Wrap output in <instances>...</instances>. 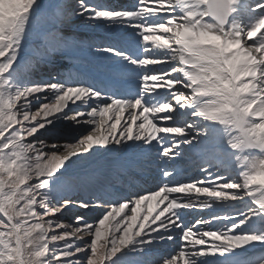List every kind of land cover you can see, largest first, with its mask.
<instances>
[{
  "label": "snow or ice",
  "instance_id": "1",
  "mask_svg": "<svg viewBox=\"0 0 264 264\" xmlns=\"http://www.w3.org/2000/svg\"><path fill=\"white\" fill-rule=\"evenodd\" d=\"M78 209L97 218L66 223ZM258 249L264 0H0V264Z\"/></svg>",
  "mask_w": 264,
  "mask_h": 264
},
{
  "label": "rangeland",
  "instance_id": "2",
  "mask_svg": "<svg viewBox=\"0 0 264 264\" xmlns=\"http://www.w3.org/2000/svg\"><path fill=\"white\" fill-rule=\"evenodd\" d=\"M72 3H74V0H71V4H72ZM83 30L86 31L87 29H84V28H83ZM76 215H82V216H85V218H86L87 220H89L90 222H91V221H94V220L97 218V214H96V213H94V212H86V210L83 211V210L81 209V211H80V210H77V211H75V212L67 213V214L63 217V219H64V221H65L66 223H74V222H75V216H76Z\"/></svg>",
  "mask_w": 264,
  "mask_h": 264
},
{
  "label": "bare ground",
  "instance_id": "3",
  "mask_svg": "<svg viewBox=\"0 0 264 264\" xmlns=\"http://www.w3.org/2000/svg\"><path fill=\"white\" fill-rule=\"evenodd\" d=\"M81 210V209H80ZM83 210V209H82Z\"/></svg>",
  "mask_w": 264,
  "mask_h": 264
}]
</instances>
